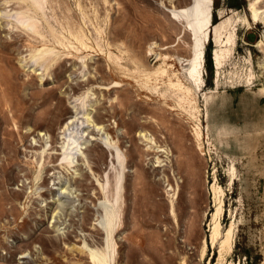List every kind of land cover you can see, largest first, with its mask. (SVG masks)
<instances>
[{
    "label": "rangeland",
    "instance_id": "obj_1",
    "mask_svg": "<svg viewBox=\"0 0 264 264\" xmlns=\"http://www.w3.org/2000/svg\"><path fill=\"white\" fill-rule=\"evenodd\" d=\"M6 1L0 264L20 262L30 241L46 246L36 264H90L80 238L66 254L40 229L53 226L52 206L59 233L73 223L80 234L79 217L67 215L81 207L93 222L100 195L89 166L106 163L97 171L105 184L107 144L125 177L111 264H264V0L257 19L254 0H213L201 87L188 76L192 35L171 19L190 0H41L39 11ZM214 50L223 51L219 70ZM33 126L54 134L59 154L63 144L77 147L80 161L53 175L43 154L50 140L30 134ZM231 228V252L220 258Z\"/></svg>",
    "mask_w": 264,
    "mask_h": 264
},
{
    "label": "bare ground",
    "instance_id": "obj_2",
    "mask_svg": "<svg viewBox=\"0 0 264 264\" xmlns=\"http://www.w3.org/2000/svg\"><path fill=\"white\" fill-rule=\"evenodd\" d=\"M261 1L262 0H254V2L252 3L254 17L256 19L261 13L257 9V4L260 3ZM6 2L13 3L20 7L26 6L28 8L33 9V11L42 10L41 0H11V1L7 0ZM212 6H213V0H190V4L185 6V8L182 9L175 8V10H171V19L173 20L177 19L183 21V23H185L186 30L190 32V34L192 35L193 42H192L191 51L193 55L191 60L189 61L190 69L188 70V76L190 81L193 82L197 87H201L204 84L203 69H204V62L206 56L205 53L206 42L210 38L209 37V35H211L210 30L213 27L214 8ZM218 30L219 28H216V34H218ZM216 37H217V43L220 44L221 42L220 38L218 36ZM229 42L232 41L229 40ZM213 58H214L213 59L214 66L217 68V70H219L221 68L220 66L222 65L223 51L221 52L214 50ZM94 117L96 118L95 121L93 120L91 121L92 124H94L95 127H98V129L102 130L103 126H102L101 118L98 116H94ZM66 126L68 128L70 125L66 124L65 127ZM29 131H31L30 134H34L35 131H38V133L34 135L39 140H41L45 136H48L51 147L50 150L48 151L45 150L43 154H46L45 158L48 160V162L46 161L48 164V171H51V173H53V175H55L56 177L62 169L67 170V172H69L68 168H72L74 164V160L76 158L78 159L77 161H80L81 155L79 156L78 153L80 150L77 147L70 148L64 146L63 144L61 146V149L63 148L62 150L64 151L63 152L64 155L62 153L59 154L60 150L57 148L58 140L54 137V134L48 129H41V128L39 129V127L37 128L33 126L31 129H29ZM93 136L96 135L94 134ZM105 148L108 151V153H110V157L107 164V166L109 165V171L106 172L104 175V178L106 179V180L104 179L106 181L105 184L100 183V177L98 178L97 171H100V169L103 170V167L106 165V163L101 164L97 169L93 168L92 166H89V169L93 170L94 176H96L97 178V182H98L97 186L99 188L98 193L100 195L99 202H97L94 206L95 212L91 218L93 222H91L90 224L86 223L89 220L90 210L81 207L80 211L82 212L79 214L67 213L68 214L67 218H70L69 220H71V218H73L74 220L76 216L79 217L81 225L78 226V230L80 231V234L77 233L76 228L73 232H71V229H74V227L77 226L76 224L73 223L70 225L68 232L59 233L62 230L60 229L61 225H58L59 218H61L59 212L57 211L59 206L58 207L56 206V208L54 209H52L53 208L52 206L51 208L52 211L48 214V216L51 217V220L53 221L52 224L53 226L40 229L41 232L43 231L45 233V238H47V242L49 241V243L51 242L52 244L57 245L60 248L62 247L61 251L66 254H68L69 252L68 249L66 250V248H68V246L72 242L79 243L77 240H79L80 238L81 239L80 241L83 242V246L78 251V253L84 259L89 260L90 264L112 263L114 256L113 236L118 231L120 225V223L118 222L121 217L119 203L120 200H122V196H123L122 180L125 177H124V172L116 173L117 167L115 165L117 162L122 166L124 162L121 161L119 154L115 150H113L111 146L107 144ZM28 149L32 150L33 155L38 154V153L36 154L35 151L37 149L35 148H28ZM82 150L83 148L81 149V151ZM61 155H63L64 158L61 160L59 164L58 163L56 164L58 157ZM117 174H119V176ZM82 176H84V174ZM111 178L113 179L111 180ZM61 189L62 192L59 191L58 194L60 196L61 195L63 196L64 193L67 191V189H63V187H61ZM79 199H81V201L83 200V198L81 197H79ZM58 201L60 200L58 199ZM221 237H222L221 227L220 224L218 223L217 225H215L212 232V246L217 245ZM233 238H234L233 229L231 228L227 233L226 240L221 244L220 258L224 256L225 252L229 250L231 252V248L233 245ZM33 242L34 241H30L29 247L19 250V253L22 257L20 259L21 261L17 262L16 264H36L38 262L40 254L42 255V253L46 252V246L44 242L40 243L39 250H37V247L31 246ZM52 259L54 260V258Z\"/></svg>",
    "mask_w": 264,
    "mask_h": 264
}]
</instances>
